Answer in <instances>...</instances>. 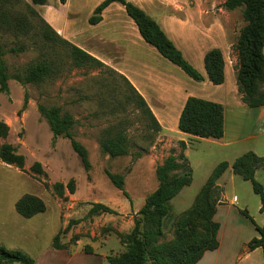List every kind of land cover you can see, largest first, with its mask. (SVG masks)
Here are the masks:
<instances>
[{"label":"rangeland","instance_id":"374dc122","mask_svg":"<svg viewBox=\"0 0 264 264\" xmlns=\"http://www.w3.org/2000/svg\"><path fill=\"white\" fill-rule=\"evenodd\" d=\"M224 1L180 0L186 5L200 6L205 16L209 17V10L213 9L218 14L230 13L232 22L246 24L241 8L227 10ZM116 6L123 8L117 2ZM0 8L7 10L12 20L23 17L26 21L23 29L17 30L0 24V41L10 75L9 90L0 93V120L9 125L10 132L6 138L0 137V147L10 143L26 156L25 170L0 160V245L25 251L37 264H111L106 256L126 250L119 234L132 231L135 216L146 197L158 187L156 168L171 153H180V143L161 136V130L154 127L150 117L132 99L129 84L113 69L77 65L64 44L45 41L41 35L45 25L30 12L25 0H0ZM124 14L130 19L126 11ZM237 36L233 35L234 42ZM12 48L16 51H11ZM44 58L55 63L54 73L39 84L25 82L28 67ZM41 104L60 106L63 112L74 117L72 133L87 148L90 169L84 167L69 139L54 136L39 112ZM109 131L127 135V155L112 158L102 151L101 139ZM184 153L188 154L193 168V182L169 201L165 240L176 237L179 216L193 206L200 188L223 154L205 141H193L188 153L186 150ZM36 161L43 165L41 175L31 169ZM107 171L125 176V191L111 181ZM257 178L264 185V169L260 168ZM71 179L75 180V193L66 189L65 195L59 197L53 185L56 182L67 185ZM28 193L41 197L46 210L25 218L16 211L15 203ZM221 193L219 186L216 191L219 198ZM235 194L238 218L232 219L233 224L242 230H247L246 226L256 230L241 212L247 210L263 225L260 197L252 183L237 176ZM94 203L106 204L114 212L91 215ZM60 231L61 242H66L68 256L65 258L53 247ZM87 248L92 253H87ZM76 251L82 254L76 256ZM257 255L264 264L262 249Z\"/></svg>","mask_w":264,"mask_h":264},{"label":"trees","instance_id":"16d2710c","mask_svg":"<svg viewBox=\"0 0 264 264\" xmlns=\"http://www.w3.org/2000/svg\"><path fill=\"white\" fill-rule=\"evenodd\" d=\"M48 0H31L33 4L44 5ZM66 0H61L65 2ZM120 3L125 7L127 14L135 21L141 36L146 42L154 46L165 58L179 66L187 75L196 81H203V74L184 56L183 52L169 38L160 24L142 7L131 0H103L89 18L91 24H97L103 19V11L112 3ZM224 7L227 10L241 8L246 24L241 28L237 42L233 45L237 53L238 64L237 84L242 101L251 108L264 106V0H226ZM27 7L33 15H37L43 24L42 38L48 42H61L70 53L77 65H93L108 67L84 49L73 44L58 34L45 21L31 4ZM0 24L7 28L23 29L25 18L17 17L12 20L5 9L0 8ZM11 51H16L12 48ZM5 51L0 41V93L9 90L10 75L4 59ZM208 79L215 85L225 82V59L220 48L209 50L204 57ZM55 63L48 58L31 65L25 72L24 81L27 83H42L55 71ZM123 77V76H122ZM132 90V99L137 106L147 114L154 127L160 131L161 125L157 120L146 99L125 78ZM27 101H25V104ZM39 112L46 119L54 136H63L70 140L74 151L81 158L84 167L91 168L87 148L75 139L72 128L76 123L74 117L63 112L60 106L47 107L39 105ZM179 129L182 132L201 137L221 139L224 136V107L221 103L200 98L188 97L179 118ZM9 125L0 120V137L9 135ZM110 132V131H109ZM102 151L112 158L128 154V137L122 132L109 133L102 137L100 142ZM179 154L171 153L165 161L158 165L156 174L158 187L150 193L144 205L134 219L132 231L126 235L119 234L126 250L118 255H108L106 259L111 264H197L207 251L219 247L218 233L220 223L215 220L219 197L216 191L219 187L218 179L230 166L228 161L220 162L212 171L205 184L196 196L193 206L179 216L176 224L177 235L171 240H165V218L169 213L170 199L193 181V168L184 153L186 144H180ZM0 160L8 165L25 170L26 156L18 152L17 147L10 143H3L0 147ZM233 172L244 180L250 181L253 190L261 201L260 211L264 214V185L256 178L258 169H264V156L254 151H248L237 157L232 164ZM32 171L41 175L44 168L41 162L36 161L31 166ZM108 177L121 190L125 191V176L120 173L107 171ZM54 191L59 197L65 195L66 189L75 193V180L71 179L67 185L56 182ZM129 199L130 196L126 192ZM16 211L25 218L46 210L45 201L34 194H25L15 203ZM114 212L106 204L94 203L90 214ZM254 224L259 236L253 237L248 243V249L262 248L264 257V224L259 225L247 212L241 210ZM69 226L65 229L68 231ZM54 248H65L61 242V232L53 241ZM87 253H92L87 248ZM0 264H36V260L21 249H9L0 245Z\"/></svg>","mask_w":264,"mask_h":264},{"label":"crops","instance_id":"0c3cea01","mask_svg":"<svg viewBox=\"0 0 264 264\" xmlns=\"http://www.w3.org/2000/svg\"><path fill=\"white\" fill-rule=\"evenodd\" d=\"M25 1L63 38L125 77L146 99L161 125V136L171 142H184L186 153L193 141L211 143L223 152L216 166L222 161H228L230 166L217 181L222 189L215 214V220L220 223L219 247L207 251L197 264H263L257 255L262 248L248 249L250 240L259 236L258 231L247 226V230H242L232 221L238 218L235 184L237 176H240L233 172L232 164L248 151L264 156V106L248 107L242 101L237 84L238 57L233 49L236 43L233 35L239 36L245 24L232 22L230 13L218 14L213 9L209 10V17L205 16L200 6L186 5L180 0H131L160 24L205 77L203 81H196L146 42L135 21L124 14L125 7L116 6V2L103 11V19L99 23L91 24L89 18L103 0H55L54 3L48 0L44 5ZM238 25L241 26L239 29ZM213 48H220L225 59V82L220 85L208 79L205 69V54ZM190 96L223 105L225 131L221 139L201 138L179 129V118ZM54 249L64 258L68 256L67 248ZM80 252L76 251V256L81 255Z\"/></svg>","mask_w":264,"mask_h":264}]
</instances>
